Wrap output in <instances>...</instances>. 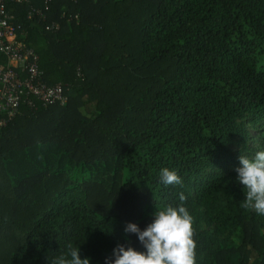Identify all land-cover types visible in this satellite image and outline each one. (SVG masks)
Returning <instances> with one entry per match:
<instances>
[{
    "label": "trees",
    "instance_id": "16d2710c",
    "mask_svg": "<svg viewBox=\"0 0 264 264\" xmlns=\"http://www.w3.org/2000/svg\"><path fill=\"white\" fill-rule=\"evenodd\" d=\"M5 6L67 100L0 125V264H264V0Z\"/></svg>",
    "mask_w": 264,
    "mask_h": 264
},
{
    "label": "built area",
    "instance_id": "2783aa9c",
    "mask_svg": "<svg viewBox=\"0 0 264 264\" xmlns=\"http://www.w3.org/2000/svg\"><path fill=\"white\" fill-rule=\"evenodd\" d=\"M5 2L0 0V52L7 57L8 65L0 68V125L16 115L22 102L33 107L32 98L45 106L67 100L62 84H47L36 53L17 39V27L6 11ZM35 12L41 14L39 10Z\"/></svg>",
    "mask_w": 264,
    "mask_h": 264
},
{
    "label": "rangeland",
    "instance_id": "374dc122",
    "mask_svg": "<svg viewBox=\"0 0 264 264\" xmlns=\"http://www.w3.org/2000/svg\"><path fill=\"white\" fill-rule=\"evenodd\" d=\"M241 122L244 121L240 120ZM233 150L240 152V155H247V151H242V146L239 144L233 145ZM248 159V158H247ZM229 176V182L231 187H234L241 197L242 203L246 204L250 210H255L260 205V201L264 199V172H259L255 175H246L241 169H233L227 172ZM201 209H204L203 206H200ZM198 229L201 231H208V241L212 242L211 246H215L214 244L222 240L225 235L216 233L214 227L208 224L203 216H199L198 218ZM185 224V219L180 222V227ZM179 228V226H178ZM201 246H199V250ZM209 257L208 249L202 246L201 251L199 252L198 257L196 258V263L207 262Z\"/></svg>",
    "mask_w": 264,
    "mask_h": 264
}]
</instances>
